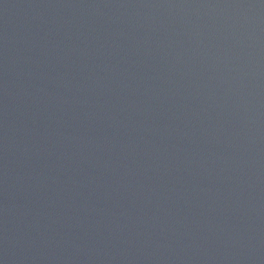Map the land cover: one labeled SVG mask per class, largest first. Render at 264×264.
Segmentation results:
<instances>
[{
    "label": "water",
    "instance_id": "water-1",
    "mask_svg": "<svg viewBox=\"0 0 264 264\" xmlns=\"http://www.w3.org/2000/svg\"><path fill=\"white\" fill-rule=\"evenodd\" d=\"M0 264H264V0H0Z\"/></svg>",
    "mask_w": 264,
    "mask_h": 264
}]
</instances>
